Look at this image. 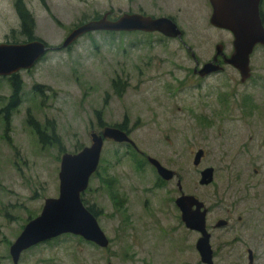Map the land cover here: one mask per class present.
<instances>
[{
  "label": "rangeland",
  "instance_id": "rangeland-1",
  "mask_svg": "<svg viewBox=\"0 0 264 264\" xmlns=\"http://www.w3.org/2000/svg\"><path fill=\"white\" fill-rule=\"evenodd\" d=\"M22 2L33 20L32 36L48 50L29 70L18 72L22 82L18 105L5 124L0 116V264H11L8 247L21 228L39 215L45 199L57 197L60 157L88 146L90 132L98 133L103 126H124L140 152L176 173L183 194L194 195L209 207L214 199L211 189L197 183L207 157L193 167L191 155L197 146L208 149L203 139L210 138L213 127L201 131L192 117L197 101H205L197 97L215 96L211 87L223 78L214 75L201 82L191 70L195 63L210 60L216 44L226 55L229 37L208 24L207 0ZM123 13L169 17L181 32L180 40L157 33L95 31L60 48L73 28L104 14L114 20ZM24 42L28 41L20 33L13 0H0V43ZM261 62L258 49L252 51L248 64ZM10 93L8 80L0 78V108ZM259 95L264 92H258L260 102ZM258 109L264 112V102ZM32 124L48 137L46 144L37 140ZM49 140L52 144H47ZM129 160L126 147L105 141L97 170L79 195L111 242L107 249L100 251L78 236L62 234L23 251L18 264L183 261L181 254L171 262L164 260L163 251L158 257L168 242L166 235L175 250L184 234L173 205L178 195L174 180L161 186L148 166ZM263 174L261 168L258 183L264 181ZM253 264H264V256Z\"/></svg>",
  "mask_w": 264,
  "mask_h": 264
},
{
  "label": "flooded vegetation",
  "instance_id": "flooded-vegetation-1",
  "mask_svg": "<svg viewBox=\"0 0 264 264\" xmlns=\"http://www.w3.org/2000/svg\"><path fill=\"white\" fill-rule=\"evenodd\" d=\"M207 4L209 5L208 0ZM257 12L260 25L264 32V0H258ZM164 18L170 19L166 16ZM224 32L229 37V42L227 41L229 49L225 55L228 57L232 53V36L228 31L224 30ZM180 43L182 44V42ZM256 49L260 53L262 62L260 64H248L247 78L243 81H241L240 74L233 66L222 64V58L220 56H217L212 64L216 67V71L199 76L197 71L204 63L201 65L195 63L191 70L192 74L201 82L214 75H220L223 78L218 84L211 87L215 96L203 95L197 97L198 100L203 98L205 101H197L198 105L196 108L198 110L193 113L192 117L198 129L201 131H206L213 127V133L210 135V138L205 137L203 139V141L208 143V149L203 146H197L191 155V164L193 167H197L207 157L208 165L206 168L211 169V180L205 186L210 187L212 197L214 198L209 207L198 199V197L191 194H183L181 192L180 179L177 178L176 173L173 171L170 170L173 175L169 180L161 179L157 175L155 168L148 162V158L152 157L140 152L133 142L132 144L113 142L127 148L130 158L129 162L132 165H140L143 162L148 166L153 174H155L157 181L160 183L159 185L162 186V183L167 184L174 180L178 195L173 199V205L177 211L179 226L184 234L181 241H178V246L175 250L171 246L172 243L170 242L169 235H166L168 242L166 245L160 247L161 249H159L158 253L159 257L163 251L164 260L171 262L172 259L176 258V255L179 256L181 254L184 256V259L179 264H207L201 256V254H205L209 256V262L211 264L221 262L231 264L232 262L241 263L243 261L245 264H253L254 262L258 263L261 257L264 256V181L258 183V175H261V168H264V136L262 137L264 135V123L262 121L264 119V112L259 111L261 108L258 109V103L264 102V96L262 95H259L260 102L258 101V92H264V45L256 44L252 51ZM186 50L189 51L188 49ZM212 59L213 55L207 62L212 61ZM226 71L229 73L225 76L223 74ZM14 75L22 86L18 72L4 78L8 79ZM258 80L261 84H258ZM201 82L200 84H202ZM200 84L195 87L197 92L200 91ZM248 85H252L251 88L253 89L248 91ZM216 122L220 123L219 127H216ZM106 127L109 126H103L101 131L96 134H100ZM109 128H116L129 138L130 131L124 126L116 125ZM105 141L112 142L110 140H104L103 143ZM199 150L202 152L201 157L198 164L193 165L194 155ZM160 166L165 168L161 164ZM261 177L264 180V174ZM221 184L223 185L222 191ZM181 195L192 196L198 202L202 203L203 207L200 211H204L203 232L193 228H187L182 223L180 211L174 203ZM218 205H222L223 208L216 210V208H219ZM85 208L95 218V212L87 206ZM191 211H194V207H191ZM203 240L206 241L207 246L199 245V242ZM81 241L90 244L94 248L97 247L100 251L107 249L108 244H111L108 240L106 247L101 248L92 242L83 239ZM20 254L18 255V259ZM173 254H175L174 257ZM18 259L16 264H18ZM11 264H13L12 261Z\"/></svg>",
  "mask_w": 264,
  "mask_h": 264
},
{
  "label": "water",
  "instance_id": "water-1",
  "mask_svg": "<svg viewBox=\"0 0 264 264\" xmlns=\"http://www.w3.org/2000/svg\"><path fill=\"white\" fill-rule=\"evenodd\" d=\"M208 3L211 8L208 24L231 34L232 53L226 57L222 53V45L216 44L212 61L204 63L197 73L203 76L216 71V67L212 64L214 59L220 56L222 64L233 66L243 81L247 78L249 55L253 47L256 44L264 45V32L257 12L258 0H208ZM95 31L157 33L178 40L181 37L176 24L168 18L123 13L114 20H108L107 15L104 14L98 19L73 28L63 39L60 48L64 49L78 37ZM47 50L48 47L39 40L19 44L0 43V77L30 69ZM104 140L132 144L122 131L106 127L100 134L90 132L88 146L75 154L65 153L60 157L57 197L44 200L39 215L23 226L10 245L9 255L13 264H16L18 255L22 251L62 234L78 236L98 247H106L107 239L97 226L95 218L82 205L79 197L86 188L89 177L97 168ZM201 154L200 150L195 153L193 165L198 164ZM148 162L161 179L169 180L172 177L173 173L161 167L155 159L148 158ZM210 180L211 169L201 170L198 184L205 186ZM174 203L180 211L182 223L187 228L203 232L204 211H200L203 207L202 203L188 195L179 196ZM191 207H194V211H191ZM199 245L207 246L205 240L199 242ZM201 256L204 262L211 264L208 255L201 254Z\"/></svg>",
  "mask_w": 264,
  "mask_h": 264
},
{
  "label": "trees",
  "instance_id": "trees-1",
  "mask_svg": "<svg viewBox=\"0 0 264 264\" xmlns=\"http://www.w3.org/2000/svg\"><path fill=\"white\" fill-rule=\"evenodd\" d=\"M13 9L15 11V14L20 22V33L24 36V38L27 41H31L35 39L32 36L33 32V20L31 18V15L27 12V10L24 7V4L22 0H13ZM8 84L11 89L10 96L7 98V103L3 108L0 109V116H2V120L4 121V124L9 120L10 118V112L14 109V107L18 104V93L20 91L21 83L17 79V77L14 75L7 79ZM32 129L34 131V134L37 138V140L40 141L41 144H46V140H48V137L39 130V128L32 124ZM51 141L54 140V138L51 136ZM50 140L47 142V144H52Z\"/></svg>",
  "mask_w": 264,
  "mask_h": 264
}]
</instances>
